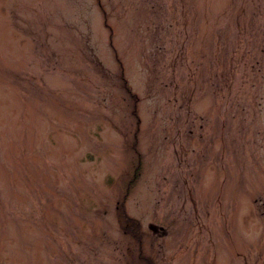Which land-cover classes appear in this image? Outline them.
I'll use <instances>...</instances> for the list:
<instances>
[{"label":"rangeland","instance_id":"rangeland-1","mask_svg":"<svg viewBox=\"0 0 264 264\" xmlns=\"http://www.w3.org/2000/svg\"><path fill=\"white\" fill-rule=\"evenodd\" d=\"M0 264H264V0H0Z\"/></svg>","mask_w":264,"mask_h":264},{"label":"trees","instance_id":"trees-1","mask_svg":"<svg viewBox=\"0 0 264 264\" xmlns=\"http://www.w3.org/2000/svg\"><path fill=\"white\" fill-rule=\"evenodd\" d=\"M131 89L129 88V86L127 85V91H130ZM130 94L136 98V94L132 91H130ZM138 166H136L132 172V178L130 181H128V183L126 184V187L128 188H131V181H134L135 178L137 177L136 176V170H137ZM121 218L124 219V222L125 224L128 226V229L131 230V234L132 236L138 238L140 237L141 233H140V225H139V222H138V219L137 218H133L131 216H129V214L126 212L125 208L122 207V211H121Z\"/></svg>","mask_w":264,"mask_h":264}]
</instances>
